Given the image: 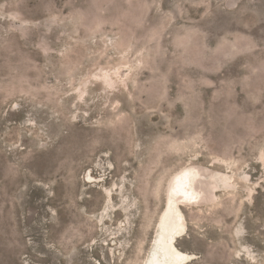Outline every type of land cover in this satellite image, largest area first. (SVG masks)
I'll list each match as a JSON object with an SVG mask.
<instances>
[{"label":"rangeland","instance_id":"374dc122","mask_svg":"<svg viewBox=\"0 0 264 264\" xmlns=\"http://www.w3.org/2000/svg\"><path fill=\"white\" fill-rule=\"evenodd\" d=\"M186 167L189 264H264V0H0V264H144Z\"/></svg>","mask_w":264,"mask_h":264},{"label":"bare ground","instance_id":"6f19581e","mask_svg":"<svg viewBox=\"0 0 264 264\" xmlns=\"http://www.w3.org/2000/svg\"><path fill=\"white\" fill-rule=\"evenodd\" d=\"M205 172L207 171L204 170L203 175ZM198 174L200 173L196 167H186L177 172L170 179L167 187L166 206L161 214L153 244L144 264H189L194 259V254L181 251L176 247V240L183 238L187 234L186 220L179 208V204L181 203L184 206H198L203 204L204 198L206 200L210 197H204L201 199V195L207 191L205 189H208V183L205 188H203V184L201 185V183L200 185L202 188H200V185L197 186L199 182V177L197 178ZM205 174L207 176V173ZM211 174H213V172ZM89 178L90 180L92 179V177ZM220 178L224 182V185H217L216 182H212L216 185V187H213L214 185L211 184L212 188L218 190V188L220 189L227 185L229 186L228 183L231 182L230 180L232 179V177L227 176V174L220 175ZM211 180L214 181L213 178ZM206 182L208 181L206 180ZM202 189L205 191L202 192ZM214 189L213 191H215Z\"/></svg>","mask_w":264,"mask_h":264}]
</instances>
